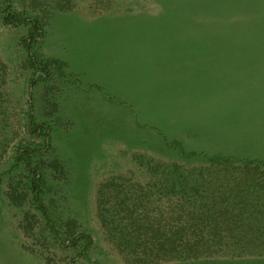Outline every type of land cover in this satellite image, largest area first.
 <instances>
[{
    "label": "rangeland",
    "instance_id": "1",
    "mask_svg": "<svg viewBox=\"0 0 264 264\" xmlns=\"http://www.w3.org/2000/svg\"><path fill=\"white\" fill-rule=\"evenodd\" d=\"M13 1L39 20L32 53L66 65L36 73L32 25L5 24L0 0V264H264V166L185 156L150 127L184 133L187 110L226 94L216 77L228 85L230 67L264 63V0ZM149 46L172 58L143 66L144 79L126 57ZM31 111L48 138L31 133ZM21 146L44 150L55 228L33 203ZM13 191L27 197L15 204ZM79 232L94 238L88 251L71 244Z\"/></svg>",
    "mask_w": 264,
    "mask_h": 264
},
{
    "label": "crops",
    "instance_id": "2",
    "mask_svg": "<svg viewBox=\"0 0 264 264\" xmlns=\"http://www.w3.org/2000/svg\"><path fill=\"white\" fill-rule=\"evenodd\" d=\"M125 35L134 36L138 34L127 33ZM142 47L144 49L146 48L145 46ZM168 48L169 47H165L163 49L164 55H158L155 57L152 47L149 46L146 51L136 50L127 53L126 59L131 61V67L142 66L136 69V72L139 73V76L141 73L144 79H150L154 72L153 69L149 68L152 65V60H161V62L167 63L168 60H171L172 57L168 53ZM122 59L125 60L124 58ZM113 61L116 60L113 59ZM216 64H218V62H216ZM143 66L149 67L143 68ZM200 67L202 66L199 65L198 68ZM216 67L218 68L219 66ZM230 68L233 69L232 72L226 73L228 85L223 83L225 75H220L221 77L215 78L217 90L220 87V90L222 92L224 90V93H226L225 95H222L221 99H216L217 103L203 101L200 104V109L194 111H192L189 104L191 110H187V112L185 111L186 115L183 117L185 123L184 133L186 136L181 128L175 129V135L169 138L160 132L159 126L152 125L150 127L157 131V141H159L161 137L169 142H179L182 147L187 146L182 140L190 141L191 144L189 145L191 147H202L203 143L207 141V147H215L224 151L219 152L218 154H210L201 151L207 155L231 156L242 159L237 161L245 163H248V161L246 162L244 160H255L254 163L250 164L264 166V157L257 158V156L251 154L254 151H261L264 149V63H254L247 66L237 65ZM240 68H243V70L241 71ZM205 69H207V67ZM163 72L166 73L167 70H164ZM219 74L225 73L220 72ZM207 75V72H203V76ZM243 96H246L247 99H243ZM119 97L121 98V95H119ZM225 97L227 99H225ZM165 98L166 97H162V100L164 99V102L162 101L163 103L166 101ZM173 98L174 100H169L167 103L169 104V107L172 106L174 103L173 101H175V97ZM156 101V103L161 101L160 96L159 100ZM159 103L157 106L154 104L153 107H157L158 109ZM156 116L159 117L158 113ZM170 118H172V114L170 115ZM140 123L143 124L142 121ZM153 123L158 122L153 120ZM150 138L156 140V137L154 136ZM199 141L201 144L197 145L196 143ZM193 142H195V144H193ZM231 150L234 152L231 153Z\"/></svg>",
    "mask_w": 264,
    "mask_h": 264
},
{
    "label": "trees",
    "instance_id": "3",
    "mask_svg": "<svg viewBox=\"0 0 264 264\" xmlns=\"http://www.w3.org/2000/svg\"><path fill=\"white\" fill-rule=\"evenodd\" d=\"M4 16L3 21L7 25H20V24H31L32 28L26 38H24V43L26 45L27 51L29 53V62L32 67L36 69V73H41L42 78H45L49 74V66L51 64H58L59 67L65 66L66 63L60 60H50V61H43L39 59L34 53H32V41L36 39V31L40 29L39 20L36 17H31L25 15L23 13H17L14 10V1L13 0H4ZM264 31V29H262ZM37 78H33L32 84L37 85L38 83ZM29 128L32 134L35 135H43L45 137H49L51 125L46 121L38 122L36 120L35 115L31 111L29 116ZM179 148L183 151L185 156H197V155H204L208 157L211 161H234V160H242L231 156L226 155H214L208 156L202 152H188L180 145ZM41 151V152H40ZM43 149H36L31 146H21L18 148V155H17V162L18 165L28 173V188L29 192L31 193L32 200L34 205L37 209L42 213V215L48 220V227L55 228L54 219L48 209V205L45 201V196L47 193V177L44 171V161H40L43 154ZM248 161V163H254L255 160H244ZM52 164V167L55 169L59 168V162L56 159ZM10 199L13 203L19 204L23 201V198L17 191L9 192ZM30 214H27V223L31 226L30 222ZM74 225L75 222L73 221ZM71 226V224H70ZM71 240V244L78 246L81 242H84V251H88L89 248L94 243V238L91 234L86 232H79L78 235L69 238Z\"/></svg>",
    "mask_w": 264,
    "mask_h": 264
}]
</instances>
